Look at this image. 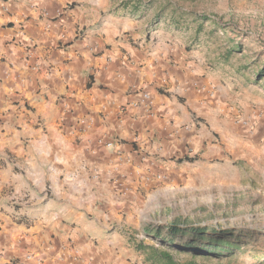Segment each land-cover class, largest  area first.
I'll use <instances>...</instances> for the list:
<instances>
[{
	"label": "crops",
	"instance_id": "1",
	"mask_svg": "<svg viewBox=\"0 0 264 264\" xmlns=\"http://www.w3.org/2000/svg\"><path fill=\"white\" fill-rule=\"evenodd\" d=\"M71 1L0 0V264H139L120 232L134 227L109 226L127 204L140 219L139 189L182 178L159 156L204 103L203 79L169 45L115 40L142 11L75 38L80 10L102 0Z\"/></svg>",
	"mask_w": 264,
	"mask_h": 264
},
{
	"label": "rangeland",
	"instance_id": "2",
	"mask_svg": "<svg viewBox=\"0 0 264 264\" xmlns=\"http://www.w3.org/2000/svg\"><path fill=\"white\" fill-rule=\"evenodd\" d=\"M82 4L88 3L73 0L68 6ZM100 5L99 14L80 10L84 20L75 38L117 11L124 18L142 11L115 40L123 36L136 48L169 45L173 57L191 62L206 87L202 109L187 107L184 113L185 141L159 156L182 178L139 189L137 199L149 198L140 219L129 204L115 212L109 227L123 228L126 222L134 227L120 231L136 255L126 250L128 261L264 264V0H102ZM109 141L114 148L115 139L100 140L104 146ZM199 230L234 240L222 238L230 247L209 246L195 236ZM190 245L211 253L199 254Z\"/></svg>",
	"mask_w": 264,
	"mask_h": 264
},
{
	"label": "trees",
	"instance_id": "3",
	"mask_svg": "<svg viewBox=\"0 0 264 264\" xmlns=\"http://www.w3.org/2000/svg\"><path fill=\"white\" fill-rule=\"evenodd\" d=\"M172 230L176 231L177 229L175 227H173ZM194 233L198 239L206 240L209 246L217 244L218 247H221V248L225 247V246L230 247V244L226 243L222 238L230 239V237H231V239H233V236L221 237V236L216 235L214 232L207 233L205 231L199 230V231H194ZM188 249L194 250L195 252H197L199 254L211 253L210 251H204L203 248L201 249V248L192 247V245H190L188 247ZM212 250L218 251L219 249L213 248ZM218 252H220V251H218ZM216 255H218V254H216ZM163 256H164V258L169 259L168 256H166V255H163ZM170 264H172V263L170 262Z\"/></svg>",
	"mask_w": 264,
	"mask_h": 264
},
{
	"label": "built area",
	"instance_id": "4",
	"mask_svg": "<svg viewBox=\"0 0 264 264\" xmlns=\"http://www.w3.org/2000/svg\"><path fill=\"white\" fill-rule=\"evenodd\" d=\"M140 94H141V97H142V99L144 100H147V99H149V95L147 94V93H142V92H140ZM105 144V146L106 147H113V142L112 141H109V142H106V143H104Z\"/></svg>",
	"mask_w": 264,
	"mask_h": 264
}]
</instances>
